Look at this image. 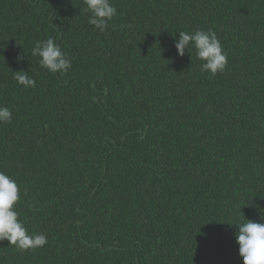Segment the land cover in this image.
Returning <instances> with one entry per match:
<instances>
[{
  "label": "trees",
  "instance_id": "obj_1",
  "mask_svg": "<svg viewBox=\"0 0 264 264\" xmlns=\"http://www.w3.org/2000/svg\"><path fill=\"white\" fill-rule=\"evenodd\" d=\"M0 264H264V0H0Z\"/></svg>",
  "mask_w": 264,
  "mask_h": 264
}]
</instances>
